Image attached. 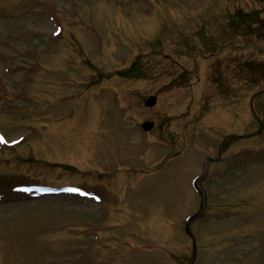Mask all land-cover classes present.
<instances>
[{
    "label": "rangeland",
    "instance_id": "374dc122",
    "mask_svg": "<svg viewBox=\"0 0 264 264\" xmlns=\"http://www.w3.org/2000/svg\"><path fill=\"white\" fill-rule=\"evenodd\" d=\"M223 2L0 0V82L6 72L9 91L0 130L22 136L0 146V264H178L188 247L182 216L199 205L198 173L213 213L189 226L198 261L264 264V128L228 81L232 97L216 95L210 81L222 45L230 79L244 83L245 60L264 73V32L236 36L234 50L223 37L214 58L204 56L213 27L225 22L215 18ZM136 57L139 77L114 74ZM255 98L262 106L264 95ZM25 182L83 186L98 200L3 190ZM240 238L251 249L236 246Z\"/></svg>",
    "mask_w": 264,
    "mask_h": 264
},
{
    "label": "water",
    "instance_id": "95a60500",
    "mask_svg": "<svg viewBox=\"0 0 264 264\" xmlns=\"http://www.w3.org/2000/svg\"><path fill=\"white\" fill-rule=\"evenodd\" d=\"M147 102L150 103V104L153 103L154 102V98H150ZM147 126L149 127L150 124H147Z\"/></svg>",
    "mask_w": 264,
    "mask_h": 264
}]
</instances>
